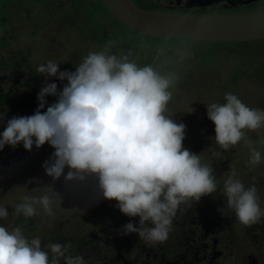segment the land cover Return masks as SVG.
Listing matches in <instances>:
<instances>
[{
  "label": "clouds",
  "instance_id": "clouds-1",
  "mask_svg": "<svg viewBox=\"0 0 264 264\" xmlns=\"http://www.w3.org/2000/svg\"><path fill=\"white\" fill-rule=\"evenodd\" d=\"M115 43L109 41L102 50L89 52L75 71H61L53 60L39 65L36 71L46 80L57 77L68 83L59 90L56 83L45 82L35 113L7 121L0 133V150L23 142L30 151L34 144L39 148L49 143L55 151L43 164L48 176L59 180L63 175L65 181L97 178L104 198L116 200L129 217H140L139 226L125 224L122 235L138 233L147 242H164L179 206L213 194L218 183L213 168L184 148L186 125L165 114L178 74L162 73L152 64L140 66L132 58V49L112 52ZM164 51L159 47L155 60ZM49 95L57 100L42 112ZM225 101L207 104L216 143L229 150L245 141L251 152L248 165H259L261 152L252 147L247 131L264 127V110L247 106L231 92L225 94ZM223 195L227 209L234 211L241 224L253 225L264 216L256 186L245 187L235 168L223 183ZM22 200L14 207L16 216L31 218L40 209L53 214V198L47 193L25 195ZM218 210L225 215L224 208ZM8 216L7 207L0 204V219ZM47 248L42 249L38 236L29 240L19 226L11 230L0 226V264H86L83 256L69 253L70 242L50 243Z\"/></svg>",
  "mask_w": 264,
  "mask_h": 264
},
{
  "label": "rangeland",
  "instance_id": "rangeland-1",
  "mask_svg": "<svg viewBox=\"0 0 264 264\" xmlns=\"http://www.w3.org/2000/svg\"><path fill=\"white\" fill-rule=\"evenodd\" d=\"M27 2L29 8H32L30 18L17 17L14 22L16 26H13V23L0 25V37L5 34L6 29L9 30L6 33L9 37L13 35V38L8 39L9 45L0 49L2 54L10 60L15 58L22 63V66L0 64V85L6 91L11 90L13 95L20 93L27 79L39 90L45 82H57L59 80L57 77H47L46 80L45 75L36 71L39 65L46 64L48 60L59 62L61 71L65 70L66 64L73 63L74 68L69 71H75L77 64L84 56L89 52L102 50L109 42L82 37L79 30L71 24L72 16H75L72 12L75 6L69 2L66 6L58 4L57 1L46 3L27 0ZM213 11L209 10V12ZM81 12L95 19L99 17L106 24L108 34L124 41L128 50L130 49L128 45H132L145 53L152 54L157 52L159 47L164 48L166 53L164 52L158 61L155 60L157 54L132 58L140 66L152 64L162 73H166L167 70V72L174 71L178 74V82L170 89L173 92V98L165 114L172 116L177 123L186 125L184 148L202 156V163L209 164L208 159L215 158L219 164V167L215 168L211 163L209 164L220 176L218 178L215 176L218 183L217 191L205 195L204 199L201 198L202 201L184 203L179 208L185 204L189 206L197 204L198 211H194L190 218L200 222L202 231L205 230L204 226L213 229L215 234L231 235L234 242L232 241L230 264L236 257L239 259L246 255L257 258L258 263L264 260V240L263 244L257 242L262 246L261 248L257 247L256 243L259 237L264 236V216L253 225L241 224L234 211L227 209L226 197L223 195V183L230 175L232 168H235L238 178L245 187L256 186L261 209L264 210V143H261L264 141V127L258 131H247V139L252 141V147L259 150L262 156L259 165L250 167L247 161L250 159L251 152L245 141L242 140L232 146L229 149L230 154L228 150L220 148L215 141V124L207 115V104L226 103L225 94L229 92L237 95L247 106L264 110V38L244 41L245 43L179 41L176 38H158L132 31L112 17L108 9L97 0H89L88 3L82 4L79 13ZM70 16V19L67 18ZM127 49L112 48L111 51L120 54L127 52ZM179 49L190 51L191 54L184 56L182 60L180 56L173 58ZM71 51L76 54L72 59L69 56ZM19 52L22 56L18 54ZM232 75L237 76L238 83L235 85L231 81ZM64 81L68 82L66 79ZM47 102L45 108L53 103L50 100ZM34 113L35 111L32 110L17 111L15 107L11 111L5 107L0 108V133L4 131L7 121L12 117L30 116ZM54 151L55 149L49 143L39 148L34 144L29 151L24 148L23 142L15 147L6 145L0 150V204L6 206L9 212L7 219H0V226H5L9 230L13 228L11 223L16 217L13 214L14 207L19 204L20 197L27 195V192L30 196L36 197L47 193L53 198L52 215H47L40 209L39 214L34 216L37 218L34 225L38 229L37 234L41 238L42 247H47L49 244L44 241L42 234L46 233L48 226L53 228L59 221L67 220L68 222L70 219L72 232L70 234L77 241L82 236L88 237V232L94 224L103 222L105 225L111 217L116 218L117 221L124 217L125 219L140 218L139 216L129 217L120 211L116 200L104 198L95 177L90 176L84 181H65L63 175L59 180L48 176L43 164L46 160H51ZM233 154H235L234 157ZM227 160L229 170L224 171L223 167L226 166ZM68 171V167H65L64 174L66 175ZM221 208H224L225 215L218 210ZM181 214L176 212L174 217L183 219ZM80 215H85L88 222L82 227H80ZM103 215L106 218L96 219ZM94 219L96 220L93 224ZM90 222L91 228L88 225ZM197 226L196 222L195 227ZM172 227L176 230L173 221ZM47 232H51L50 229ZM100 235V239L105 238L104 234ZM107 254L108 247L101 241V249L95 256L99 264L104 262L101 258Z\"/></svg>",
  "mask_w": 264,
  "mask_h": 264
},
{
  "label": "flooded vegetation",
  "instance_id": "flooded-vegetation-1",
  "mask_svg": "<svg viewBox=\"0 0 264 264\" xmlns=\"http://www.w3.org/2000/svg\"><path fill=\"white\" fill-rule=\"evenodd\" d=\"M138 5L148 7L155 10L166 11H191V12H227V11H239L246 9H253L264 7V0H248V2H236L232 0H199V5H189L188 0H134ZM210 1L211 3H205ZM195 4V3H194ZM185 217V214H183ZM19 216H16V225L19 224ZM31 223L22 228L24 235L30 240L38 236L35 229V217H31ZM31 218H27L30 220ZM104 215L99 216L96 219H104ZM179 218V217H178ZM187 219L173 218V224L176 226V230H171L169 237L164 242L146 243L144 239L139 237L138 233H130L122 235L121 231L125 224L132 222L137 227L139 226V219H125L122 218L117 221L116 218L111 217L105 223L107 224H94L93 228L97 230L94 232L93 228L89 230L88 237H81L84 242L81 243L75 241L74 236L71 235V222L70 219L64 222H56V225L52 228L48 226L51 233L49 237H43L45 242L60 243L62 245L71 243L69 253L73 256L81 255L84 257L86 264H99L95 258L99 254L101 249V241L108 247V254L101 258L104 260L100 264H230V257L232 252L231 235L223 236L220 233H214L213 229L203 228L197 220L188 217ZM92 222V220H91ZM91 222L89 227L91 228ZM198 224L195 227V224ZM87 218L85 215H80V227L85 225ZM217 224V223H216ZM16 226V227H17ZM147 226H151L148 224ZM104 234L105 238L100 239L99 234ZM230 234V233H229ZM58 237V238H56ZM60 237H63L62 239ZM98 239V244L94 243V238ZM41 239V238H40ZM264 236L259 237L256 240L263 244ZM77 242V243H75ZM257 247L262 246L257 243ZM49 251V249H48ZM248 258V260L246 259ZM258 259L255 257L244 256L237 259L231 264H264V260L258 263ZM61 264H64L62 261Z\"/></svg>",
  "mask_w": 264,
  "mask_h": 264
},
{
  "label": "water",
  "instance_id": "water-1",
  "mask_svg": "<svg viewBox=\"0 0 264 264\" xmlns=\"http://www.w3.org/2000/svg\"><path fill=\"white\" fill-rule=\"evenodd\" d=\"M103 1L119 22L147 36L205 42H247L264 38V7L227 12H191L149 9L134 0ZM188 2L189 5L200 4L199 0Z\"/></svg>",
  "mask_w": 264,
  "mask_h": 264
},
{
  "label": "trees",
  "instance_id": "trees-1",
  "mask_svg": "<svg viewBox=\"0 0 264 264\" xmlns=\"http://www.w3.org/2000/svg\"><path fill=\"white\" fill-rule=\"evenodd\" d=\"M39 2L43 1V2H46V3H51V2H56L58 4H64L65 6L68 4V2L72 5V6H75V10H73L72 12L74 13L75 16H72L73 19L71 22L72 26L74 28H76V30H79L80 32V35L82 37H92V38H95L99 41H115V46L113 47L114 49L116 50H119V48H123L124 50L127 49V46L126 43L122 40H119V39H116L115 36H111L108 34V31L106 29V24H104L100 18L98 17V19H95L94 17L88 15V14H85V13H79L80 12V8H81V5L82 4H86L89 2V0H68V1H65V0H38ZM103 7H106V4L104 3L103 0H97ZM21 4L23 6H21ZM145 7V6H143ZM145 8H148V7H145ZM17 9V11L15 10ZM32 8H29V4L27 2V0H0V25H6V24H12L13 26H16L14 24V22L16 21V18L19 17L20 19H25V18H30L31 15H32ZM108 9V8H107ZM109 11V9H108ZM110 12V11H109ZM78 13V14H77ZM110 14L113 16V14L110 12ZM18 18V19H19ZM67 18H71L70 17H67ZM115 18V17H114ZM116 19V18H115ZM82 28H84V30H82ZM81 30V31H80ZM9 30L6 29L5 30V34L2 35L0 37V49H2L3 47H7L10 43V41H8L9 38H13V35H11V37H9L8 34H6ZM82 33V34H81ZM177 40L179 41H190L189 39H182V38H176ZM240 43H245V42H240ZM124 46V47H123ZM130 46V49L133 50L134 52V55L133 57L134 58H138V57H145L146 55L147 56H152V55H155L157 54V52H149V53H145L143 52L141 49L135 47V46H132V45H128ZM128 51V49H127ZM165 52V51H164ZM0 53H1V56H0V64L3 65L5 64L6 66H11V65H19V66H22V63L20 62V60H16L15 58H12V60L8 59L5 57V55L2 54V51L0 50ZM17 53V52H15ZM166 53V52H165ZM182 53H186L184 54V56H189L191 54L190 51H182V49H179V51H176L173 58L175 57H178L180 56ZM19 55L22 56V53L19 52L18 53ZM177 54V56H175ZM75 52L71 51L69 56H70V59L74 58L75 56ZM6 60V62L4 61ZM74 68V64L73 63H68L65 65V70H71ZM238 69V68H236ZM235 69V70H236ZM167 72V70H166ZM233 82V85L237 84L238 81H237V76L235 75H232V80ZM54 83L57 84L58 86V89L61 90L65 84H67L68 82L66 81H61V80H58L57 82L56 81H53ZM51 82V83H53ZM40 92V90L38 88H36L35 86H33L30 82L29 79H27V82L26 84H24L23 86V89H20V93H16L15 95L12 94L11 90H8L6 91L5 89H3V87L0 85V108L2 107H5L6 109H9V111L13 110L14 107L16 108L17 111H27V110H32V111H36L37 108L39 107V100H38V93ZM46 100H50L51 102H56L57 100V97L56 96H52V95H49V96H46L45 97ZM47 108H43L41 109L42 112L46 111ZM207 140H205L206 142ZM197 149V148H196ZM198 150V149H197ZM229 151V150H228ZM229 154H230V151H229ZM235 154H233L232 156L234 157ZM206 156V155H204ZM230 156L232 159L233 157ZM202 157V156H201ZM230 161V159H228ZM227 160V164L226 166L223 167V170L226 171V170H229V161ZM209 164L211 163L212 167H219L218 165V162L215 161V158H211L210 160L208 159L207 161ZM214 176H216L217 178L220 177L219 175L216 174V172L214 171L213 172ZM221 175V174H220ZM24 192V191H23ZM1 194V192H0ZM27 195L28 192H27ZM25 196V195H22L19 199V203H22L23 200H22V197ZM30 196V195H29ZM205 196L202 197V199H204ZM202 201V200H200ZM179 209V210H178ZM177 209V213L181 212L182 214V218L183 219H189L188 217H192V214H194V211L197 212L198 211V207H197V204H192V206H189L188 204H185V205H182L180 208ZM179 211V212H178ZM185 214V217L184 215ZM204 217H207V216H204ZM37 219V218H36ZM31 220H27V218H25L22 214L20 215L19 217V224L18 226L21 227V228H24L25 226H27L28 224L31 223ZM15 222L17 223L16 219H15ZM15 222H12L11 223V226L14 228L16 227V223ZM216 223V222H215ZM37 233H38V229L37 227H35ZM47 228H46V233L45 234H42L43 237H49L50 236V233L51 232H47ZM94 232L93 234L96 232L97 233V230H95L93 228ZM171 230H173V227H171ZM38 237H40L38 235ZM58 238V237H56ZM61 239L63 237H60ZM80 243L84 240L82 238L79 239ZM78 241V240H77ZM94 243L92 245H96L98 244V239L96 237V239L94 238ZM77 243V242H75ZM43 250L45 251H48V248L47 247H42Z\"/></svg>",
  "mask_w": 264,
  "mask_h": 264
}]
</instances>
